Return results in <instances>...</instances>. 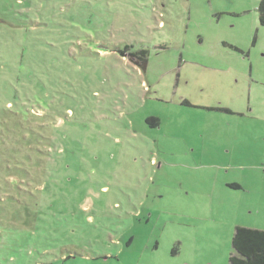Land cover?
Here are the masks:
<instances>
[{
  "label": "rangeland",
  "instance_id": "rangeland-1",
  "mask_svg": "<svg viewBox=\"0 0 264 264\" xmlns=\"http://www.w3.org/2000/svg\"><path fill=\"white\" fill-rule=\"evenodd\" d=\"M260 1L0 0V264H229L264 231Z\"/></svg>",
  "mask_w": 264,
  "mask_h": 264
},
{
  "label": "trees",
  "instance_id": "trees-1",
  "mask_svg": "<svg viewBox=\"0 0 264 264\" xmlns=\"http://www.w3.org/2000/svg\"><path fill=\"white\" fill-rule=\"evenodd\" d=\"M257 10L259 13V23L264 26V0L260 1ZM13 32L12 35L16 38V47L13 53L17 56V64L25 67L26 58H22L26 51L25 34L23 29L19 26H16ZM118 52L122 54V56H129L138 67L144 68L147 63V51L144 49L129 51L128 47L125 46L123 48H118ZM184 102L190 104L187 100H184L183 103ZM159 120V117L151 116L147 117L146 122H148L150 126H155L159 124ZM232 247L233 252L231 256H229V264H264L263 230L252 229L247 226L235 227Z\"/></svg>",
  "mask_w": 264,
  "mask_h": 264
},
{
  "label": "crops",
  "instance_id": "crops-1",
  "mask_svg": "<svg viewBox=\"0 0 264 264\" xmlns=\"http://www.w3.org/2000/svg\"><path fill=\"white\" fill-rule=\"evenodd\" d=\"M182 104H183V101H182Z\"/></svg>",
  "mask_w": 264,
  "mask_h": 264
}]
</instances>
